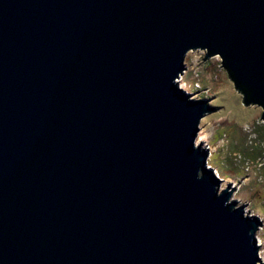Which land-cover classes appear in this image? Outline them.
Segmentation results:
<instances>
[{"label": "water", "instance_id": "water-1", "mask_svg": "<svg viewBox=\"0 0 264 264\" xmlns=\"http://www.w3.org/2000/svg\"><path fill=\"white\" fill-rule=\"evenodd\" d=\"M195 50L264 121V0H0V264H264Z\"/></svg>", "mask_w": 264, "mask_h": 264}, {"label": "rangeland", "instance_id": "rangeland-1", "mask_svg": "<svg viewBox=\"0 0 264 264\" xmlns=\"http://www.w3.org/2000/svg\"><path fill=\"white\" fill-rule=\"evenodd\" d=\"M180 86L192 97L205 96L216 104L201 121L197 143L208 152V166L226 185L236 204L244 202L247 215H259L256 231L259 256L264 260V121L261 107L245 105L218 56L195 50L185 59ZM200 137L203 141H199Z\"/></svg>", "mask_w": 264, "mask_h": 264}, {"label": "bare ground", "instance_id": "bare-ground-1", "mask_svg": "<svg viewBox=\"0 0 264 264\" xmlns=\"http://www.w3.org/2000/svg\"><path fill=\"white\" fill-rule=\"evenodd\" d=\"M199 141H203V138L202 137H200V140ZM263 244H259L258 246H262Z\"/></svg>", "mask_w": 264, "mask_h": 264}]
</instances>
